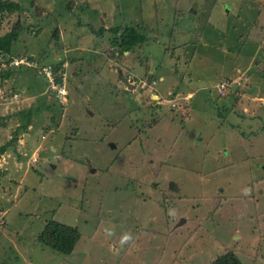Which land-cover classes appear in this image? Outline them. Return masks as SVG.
<instances>
[{"label":"rangeland","instance_id":"374dc122","mask_svg":"<svg viewBox=\"0 0 264 264\" xmlns=\"http://www.w3.org/2000/svg\"><path fill=\"white\" fill-rule=\"evenodd\" d=\"M9 1L0 147L31 127L0 157V264H264V0ZM126 26L147 42L120 53ZM49 220L77 228L70 256L36 242Z\"/></svg>","mask_w":264,"mask_h":264},{"label":"trees","instance_id":"16d2710c","mask_svg":"<svg viewBox=\"0 0 264 264\" xmlns=\"http://www.w3.org/2000/svg\"><path fill=\"white\" fill-rule=\"evenodd\" d=\"M21 11V7L18 3L9 1V0H0V15L2 14H13ZM114 35L112 44L119 50L120 53H127L132 51L135 48L142 47L147 42V37L140 32L136 27H124V28H113L108 30ZM101 31L97 32L98 34ZM20 34V28L15 27L11 31L0 36V55H9L12 51L14 43L18 40ZM26 66H34L33 62L21 63ZM61 65L53 66L54 70H60ZM42 68V67H37ZM67 103L62 106L63 108L67 107ZM31 117V111L26 114V122L21 125L17 130L26 131L31 125L29 122ZM14 132L13 137L5 145L0 147V157L5 154L7 149L11 147L14 143L18 141L17 137L19 132ZM21 132V131H20ZM80 238L77 228L68 226L62 223H58L54 220H49L45 223L42 231L38 234L36 242L41 246H44L50 249L52 252L62 255L70 256L74 251L76 244ZM210 264H242L241 261L231 252L224 254Z\"/></svg>","mask_w":264,"mask_h":264},{"label":"built area","instance_id":"2783aa9c","mask_svg":"<svg viewBox=\"0 0 264 264\" xmlns=\"http://www.w3.org/2000/svg\"><path fill=\"white\" fill-rule=\"evenodd\" d=\"M3 61V60H1ZM0 61V62H1ZM21 61L17 62L15 61V65H19ZM2 64V62H1ZM43 68V67H42ZM49 68L43 69L42 73L46 75V79L49 80V85L51 86V88H49V91L52 93V95L55 97V100L57 101V103L61 106H64L67 103L68 100V94L66 93L65 89H66V80L64 78L59 79L57 82H54L53 80H51L50 78V72L48 71ZM130 84L135 87V88H139L140 91H147V85L146 83L140 81L139 79H134V77H129ZM227 88H229V84L228 83H220L216 89H217V94L219 96H224L225 92L228 90ZM148 90H151V87H148ZM32 162L35 163L36 162V158L32 159Z\"/></svg>","mask_w":264,"mask_h":264},{"label":"crops","instance_id":"0c3cea01","mask_svg":"<svg viewBox=\"0 0 264 264\" xmlns=\"http://www.w3.org/2000/svg\"><path fill=\"white\" fill-rule=\"evenodd\" d=\"M139 48H142V47H139ZM150 76H151L152 79L156 80L152 75H150ZM242 76H243V73L241 74V77H242ZM129 77H130V76H129ZM241 77L234 78V77L228 75V78H229V79H233V80H234V79H235V80H238V79H240ZM128 80H129V79H128ZM156 82H157V85L160 84V83H163V82H164V78H163V77H159L158 80H157ZM221 83H222V82H221ZM219 84H220V83H219ZM219 84H218V85H219ZM214 85H216V84H214ZM218 85H217V86H218ZM217 86H216V87H217ZM216 87H215V88H216ZM238 87H240V84H237L236 87H234V91H236V89H237ZM151 90H152V89H151ZM151 90H150V91H151ZM150 91H149V92H150ZM153 91H154V93H152L153 95L150 97V99H154V98H155V101H157L159 98H161V94H159V92H157V90H156L155 88L153 89ZM255 92H256V91H255ZM148 94H149V93H148ZM157 95H158V96H157ZM158 97H159V98H158ZM157 104H158V102H157ZM29 127H31V125H30ZM29 127H28V130H29Z\"/></svg>","mask_w":264,"mask_h":264},{"label":"water","instance_id":"95a60500","mask_svg":"<svg viewBox=\"0 0 264 264\" xmlns=\"http://www.w3.org/2000/svg\"><path fill=\"white\" fill-rule=\"evenodd\" d=\"M121 81L127 87V89L132 90L133 87H132V85L130 84L129 81H127V80H125L123 78H121ZM254 91H256V89H254ZM111 147L114 148V145H111ZM91 172L94 173V170H91Z\"/></svg>","mask_w":264,"mask_h":264},{"label":"flooded vegetation","instance_id":"af4514ba","mask_svg":"<svg viewBox=\"0 0 264 264\" xmlns=\"http://www.w3.org/2000/svg\"><path fill=\"white\" fill-rule=\"evenodd\" d=\"M122 82V81H121Z\"/></svg>","mask_w":264,"mask_h":264}]
</instances>
